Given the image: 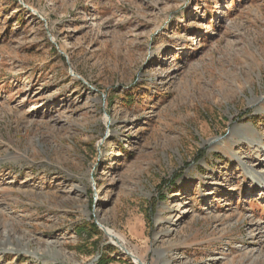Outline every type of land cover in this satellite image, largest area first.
<instances>
[{
  "label": "rangeland",
  "instance_id": "374dc122",
  "mask_svg": "<svg viewBox=\"0 0 264 264\" xmlns=\"http://www.w3.org/2000/svg\"><path fill=\"white\" fill-rule=\"evenodd\" d=\"M242 162L264 0H0V264H264Z\"/></svg>",
  "mask_w": 264,
  "mask_h": 264
},
{
  "label": "bare ground",
  "instance_id": "6f19581e",
  "mask_svg": "<svg viewBox=\"0 0 264 264\" xmlns=\"http://www.w3.org/2000/svg\"><path fill=\"white\" fill-rule=\"evenodd\" d=\"M232 132H233V134L239 135V140H237L239 142L243 141V140H249V143H256V144L261 143L260 137H255V138H249L248 137L249 129L235 128ZM238 158L241 159L240 156ZM242 168L244 169L245 173L248 175L249 180L256 183L255 187H258L257 189L264 191V170L263 169L257 170L253 165L248 164L246 162H242ZM169 220L172 221V216L168 217L167 221H169ZM106 231L108 233L109 238H110V236L112 237L111 241L114 244L119 245L120 246L119 248H121V249L126 247L125 239L123 238L122 235H120L115 230H113L109 227H106ZM134 258H135V261L137 262L138 258L136 256H134Z\"/></svg>",
  "mask_w": 264,
  "mask_h": 264
},
{
  "label": "water",
  "instance_id": "95a60500",
  "mask_svg": "<svg viewBox=\"0 0 264 264\" xmlns=\"http://www.w3.org/2000/svg\"><path fill=\"white\" fill-rule=\"evenodd\" d=\"M71 74L73 75V76H76V77H78L79 79H81L82 81H84L83 80V78L81 77V76H78V75H76V74H74L73 72H71ZM96 224L105 232V234L108 236V233H107V231H106V227H104L102 224H100L98 221L96 222ZM110 238H112L111 236H110ZM125 252H126V254L127 255H129V256H131L133 259H135L134 258V255L131 253V252H129L128 251V249L125 247V248H122ZM137 264H146V263H144L142 260H140V258H138L137 259Z\"/></svg>",
  "mask_w": 264,
  "mask_h": 264
},
{
  "label": "trees",
  "instance_id": "16d2710c",
  "mask_svg": "<svg viewBox=\"0 0 264 264\" xmlns=\"http://www.w3.org/2000/svg\"><path fill=\"white\" fill-rule=\"evenodd\" d=\"M125 101H130V100H132V97L131 96H125ZM92 226L96 229V230H98V227L93 223L92 224ZM110 258H107V257H103L102 259H100V261L98 262V264H109V262H110Z\"/></svg>",
  "mask_w": 264,
  "mask_h": 264
}]
</instances>
